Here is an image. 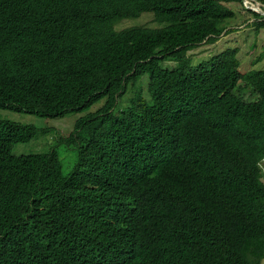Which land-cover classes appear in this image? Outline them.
<instances>
[{
  "label": "trees",
  "instance_id": "obj_1",
  "mask_svg": "<svg viewBox=\"0 0 264 264\" xmlns=\"http://www.w3.org/2000/svg\"><path fill=\"white\" fill-rule=\"evenodd\" d=\"M236 1L0 0V108L58 118L108 98L59 136L77 148L68 174L56 150L13 154L45 130L0 119V264H261L264 69L237 48L188 54ZM144 12L165 25L115 30ZM146 73L151 99L114 116Z\"/></svg>",
  "mask_w": 264,
  "mask_h": 264
},
{
  "label": "rangeland",
  "instance_id": "obj_2",
  "mask_svg": "<svg viewBox=\"0 0 264 264\" xmlns=\"http://www.w3.org/2000/svg\"><path fill=\"white\" fill-rule=\"evenodd\" d=\"M249 2L251 5H257L258 8L264 11V4L260 1L249 0ZM228 7L235 11V18L227 22L228 28L216 41L202 43L188 52L192 59L191 64L194 66L198 65L201 62L212 59L227 49L237 48L241 61L240 68L243 71L264 69V27L257 28L254 24L256 17L246 12L243 8V4L240 2H230L228 3ZM164 25V23L161 24L154 20L153 12H144L139 17L120 20L114 28L120 31L128 27L160 28ZM228 29L234 30L228 31ZM161 64L169 69L177 66L176 60L173 59L162 61ZM148 82L149 73H146L136 81H130L126 85L124 92L119 96L112 110L113 115H121L122 111L130 104L131 99L137 92H140L145 98L150 100L151 96L148 91ZM239 92L249 101L257 97V94L249 87ZM107 99V97H103L83 111L70 112L58 118L41 117L36 114L0 108V119L22 124H32L46 131V133L39 135L30 142L16 144L12 150L13 154L20 156L56 150L63 163L64 172L68 174L77 163V148L69 146L66 143H59V136H67L73 131L79 118L98 111L104 106ZM103 118L104 117H98L92 123L91 127L94 126V123L99 122ZM88 135V131L82 133L83 137ZM261 264H264V258L261 260Z\"/></svg>",
  "mask_w": 264,
  "mask_h": 264
},
{
  "label": "water",
  "instance_id": "obj_3",
  "mask_svg": "<svg viewBox=\"0 0 264 264\" xmlns=\"http://www.w3.org/2000/svg\"><path fill=\"white\" fill-rule=\"evenodd\" d=\"M243 2H244L245 6H246L247 8H249V9H254V10H256L257 12H259V13H261V14L264 15V11L261 10V9H259L257 6H251V5H249V4L247 3V0H243Z\"/></svg>",
  "mask_w": 264,
  "mask_h": 264
},
{
  "label": "clouds",
  "instance_id": "obj_4",
  "mask_svg": "<svg viewBox=\"0 0 264 264\" xmlns=\"http://www.w3.org/2000/svg\"><path fill=\"white\" fill-rule=\"evenodd\" d=\"M242 2H243V0H242ZM247 3L249 4V5H251L250 4V2H249V0H247ZM243 4H244V2H243ZM244 6H245V4H244ZM251 6H254V5H251ZM255 6H257V5H255ZM246 7V6H245ZM247 8V7H246ZM249 9V8H248ZM259 9H261V8H259ZM252 10H254V9H252ZM261 10H263V9H261ZM254 11H256V10H254ZM257 12V11H256ZM257 13H259V12H257ZM259 14H261V13H259ZM261 15H263V14H261ZM264 16V15H263Z\"/></svg>",
  "mask_w": 264,
  "mask_h": 264
}]
</instances>
